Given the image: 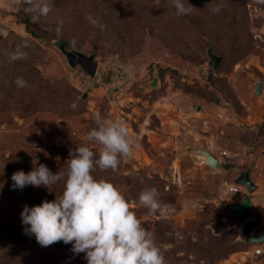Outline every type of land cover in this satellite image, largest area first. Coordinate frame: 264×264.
Returning a JSON list of instances; mask_svg holds the SVG:
<instances>
[{
  "label": "rangeland",
  "instance_id": "374dc122",
  "mask_svg": "<svg viewBox=\"0 0 264 264\" xmlns=\"http://www.w3.org/2000/svg\"><path fill=\"white\" fill-rule=\"evenodd\" d=\"M70 1L76 5L75 12L91 14L104 28L93 27L86 20L85 29H72L69 40L75 44L70 41L65 49L74 47L92 55L97 67L90 77L80 66L68 63L58 43L33 39L37 81L45 82L44 88L33 94H24L17 87L12 93L4 92L9 107L0 110V264H20L3 263L2 258L20 246L27 248V237L35 238L24 232L23 207L52 201L63 191V181L49 189L28 185L14 190L12 174L27 173L39 164L54 174L66 170L69 152L77 146L87 145L98 152L99 146L86 139L95 127L96 113L124 119L139 147L121 161L117 172L97 169L93 175L118 186L157 243L170 246L164 253L166 264H228L233 253L252 249L237 244L239 251L215 260L224 253L218 245L225 243L222 250L233 247L226 242L234 233L243 236L239 228L247 222L256 221L264 227V211L253 212L252 219L244 223L235 219L237 215L226 217L215 209L223 202L214 201L208 190L202 195L192 191L188 181L204 159L196 149L210 146L209 134L218 132L221 122H232L229 118L234 115L237 126L248 129L246 122L254 120L245 118L248 103L255 106L259 97L255 94L257 84L264 80V4L257 0H188L198 10L177 16L164 9L171 4L167 0L163 9L160 5L154 8V18L143 26L138 15H146V11L140 12V8L151 10L155 0H89L93 7L88 0ZM19 2L0 0V29L4 33L0 41L8 40L0 48L9 46L13 33L27 36L14 20ZM215 4L223 5L218 14L209 10ZM122 6L125 13L119 15L116 11ZM106 8L119 16L106 17ZM55 12L47 17H55ZM47 17L43 19L47 21ZM206 45L216 46L223 60L215 70L209 66ZM21 63L18 69L11 67L9 75L21 73ZM2 64L13 65L6 60ZM216 106L225 109L223 120L216 121L219 117L213 112L207 115ZM204 114L214 120L205 123ZM263 140L250 146L256 157L261 156ZM143 186L156 187L159 199L171 206L166 218L149 215L139 207ZM57 258L62 264L63 258L54 255L55 264ZM68 264L87 262L72 258Z\"/></svg>",
  "mask_w": 264,
  "mask_h": 264
},
{
  "label": "clouds",
  "instance_id": "9594fccd",
  "mask_svg": "<svg viewBox=\"0 0 264 264\" xmlns=\"http://www.w3.org/2000/svg\"><path fill=\"white\" fill-rule=\"evenodd\" d=\"M22 2L34 23L52 11L49 0ZM257 2L264 4V0ZM155 3L159 4L160 0ZM170 3L177 16L198 10L188 0H170ZM222 8V4H215L209 10L218 14ZM86 19L93 27L103 30L104 25L91 14ZM59 24L62 26L63 21ZM60 30L57 27V33ZM0 34H4L2 29ZM71 43L75 44V40ZM27 47L29 42L25 39L8 52L9 63L26 59L28 54L23 49ZM14 83L17 88L29 86L22 77H17ZM93 122L95 127L87 132L86 139L99 146L98 152L87 145L77 146L69 152L66 170L54 174L45 164H39L27 173L21 170L12 174L14 190L28 185L49 189L63 181L62 194L54 200L23 207L20 216L25 234L33 235L41 247L61 241L72 244L71 251L76 255L84 253L87 264H166L164 253L170 246L157 243L118 186L93 175L97 169L117 172L121 161L132 156L138 143L122 118L111 119L96 113ZM137 203L149 215L158 214L160 218H166L172 210L159 199L156 187L141 189Z\"/></svg>",
  "mask_w": 264,
  "mask_h": 264
},
{
  "label": "trees",
  "instance_id": "16d2710c",
  "mask_svg": "<svg viewBox=\"0 0 264 264\" xmlns=\"http://www.w3.org/2000/svg\"><path fill=\"white\" fill-rule=\"evenodd\" d=\"M51 1H53V0H49L50 4L52 6L51 12L56 11L54 14L55 17H53V16H51L49 18L47 17L46 18L47 21H45V19H43V17H41L39 23H34L32 21L31 14L24 11V9L27 7V5L24 4L22 2V0H20V2H19V7L16 10L14 20L17 21V24H20L23 26L27 36H21L20 34H14L13 33L11 36L10 42H9V46L6 48H4V47L0 48V110H4V109H6V107H9L8 99L6 97H4V92L8 91V92L12 93L13 91H15L14 87H16V85H15L14 81L17 77H22L28 82V85H29L28 87L20 88L23 90L22 93H24V94H33V93L39 92V91H41V89L44 88V86L46 84L45 82L41 83L40 81L39 82L37 81V74L39 73V71L36 67V64L38 62L37 57H36V53L33 52V50L35 49V44H34L35 41L33 39H37V41H41L45 44H49L50 40H51L52 41L51 43H54V44L58 43L59 45L65 44V46H66L67 44H70L71 39L69 40V37H70L71 31L74 27H76V29H85V27H86L85 24H86V20H87L86 19L87 15L83 16V15H80L77 12H75V10L73 8L76 7V5L72 1H70V0H58V2L63 1L59 4H56V0H54V3H52ZM166 1L167 0H161V3L156 4L155 6H152L151 10L140 8V12H142V10H145L146 15H142V16L138 15L139 19L142 20V21H139V24H142L144 26V25H147L148 23H150V20L152 18H154V17H152V15L154 14V8L158 7V5H160L162 7L160 9H163V7H164L163 4H165ZM246 1H248V2L253 1V3H254L255 0H246ZM87 3L89 4L90 7H93L92 3L89 0L87 1ZM249 3H252V2H249ZM63 4H65V7L67 5V7H66L67 12H64L65 7L60 8ZM258 5L260 6V4H258ZM164 9L167 10V12H170L171 15L176 14V10L171 4L167 6V9L166 8H164ZM125 10H126V8L122 6V7H119L116 12L119 15H123L125 13ZM103 11L107 15L106 17L110 16L109 18H111V16L118 15L115 11H113V10L110 11L108 8L104 9ZM100 18L102 20H104V18H102L101 16H100ZM60 21H63L62 26H60V24H59ZM57 27L61 28L59 33H57V31H56ZM25 39H27L29 42V47L23 49L28 54L27 58L24 60L16 61L18 63H16L15 65H14L15 62H13L12 66L10 64L3 65L2 61H4V60L8 61L7 53L10 52L11 50H13L16 45L20 44ZM5 41L8 42V40L2 39L0 41V44L5 43ZM205 42H206V40H205ZM96 47H97V44H96V42H94V50ZM207 47L212 48L213 53L217 55L216 46H215V48L213 47V45H210V46L208 45ZM66 48H67L66 49L67 51L77 52L74 47H70V48L66 47ZM81 52H79V53H81ZM82 54L85 55L86 53L82 52ZM86 56H89V55H86ZM34 59H35V62H34ZM222 61L223 60L221 58V62ZM20 62H22L21 64L24 65V66H22V72L20 73L17 71V72H15L14 75L13 74L9 75V73H11V67L14 69H18L17 64H19ZM7 67H9V69ZM46 88H48V87H46ZM143 188H145V186H143ZM167 192H169V191H167ZM41 203H42V201L40 200L38 203H36V205H40ZM215 209H216V211L224 212L226 217L230 216V215L231 216H233V215L242 216V215H239L238 213H235V212L229 210L227 205L224 202L222 203L221 207L219 206ZM239 229L244 232L243 233L244 237L241 236L240 234L236 235L234 233V237H232L230 240H228L226 242L227 244L234 245V246L228 248L227 250H222V246L225 243L219 244L218 245L219 250L224 251V253L222 252L223 254L221 253L220 256H217V258H215V260H218V261L222 260V259L226 258L229 254H232V252L237 251L240 248L239 246H237V247L235 246L237 244L243 245L245 249L248 248L249 245L250 246H256L253 243L251 244L249 242V239L251 240V238H253V237L261 236L262 231L264 230V227L261 224H259L258 222L252 221L249 223L247 222L243 228H239ZM230 233H233V232H230ZM27 238L30 240V242H26L27 248L24 245V246H20V248L14 249L11 252V254H9L8 257L4 256L2 258V259H4L3 263H8L10 260V262L12 261V263H14L15 261H18L20 264H55L54 255H59V257L63 258L62 264H64V263L68 264V262L71 263L72 258H82V260H85V258H84L85 254L84 253H80V254L76 255L71 251L72 244L66 245L61 241V242H57V243H55L51 246H48V247H41L36 242L35 238H32V237H27ZM258 257H261V256H258ZM58 260H61V259L57 258L56 264H59Z\"/></svg>",
  "mask_w": 264,
  "mask_h": 264
},
{
  "label": "crops",
  "instance_id": "0c3cea01",
  "mask_svg": "<svg viewBox=\"0 0 264 264\" xmlns=\"http://www.w3.org/2000/svg\"><path fill=\"white\" fill-rule=\"evenodd\" d=\"M262 81L261 94L257 95L259 97L255 100L256 105L250 107V102L248 103V117L245 118V120L248 121V119H254L251 124H247L246 122V125H248L249 128L247 129L246 127L242 129L238 127L235 121L237 119H235L234 115H231L232 117L229 118L232 122H221L223 125H220V129L217 130L218 132L212 131L209 134L210 146L208 145V148L200 146L196 149V153L199 155H202L200 152L201 150L211 153L218 160V168L212 169L208 167L205 164L204 158L201 160V165L197 168L198 170L195 168L194 177H192V179L190 178L188 181V184H191L194 187L191 188L192 191L195 189L194 191H199L202 195V192L208 190L212 194L210 195L214 201L216 200L217 202L219 200L226 205L238 204L241 201V194L246 193L252 204V209L244 214L238 213L242 216H232L233 218L236 216V220H238V218L243 219L242 223L250 221L253 212L257 213L259 210L264 211V157L262 150L261 156H259L260 158L256 157L254 152H250V146L264 137V97L262 96V93L264 92V80ZM244 102L245 101L241 103L244 104ZM240 105L239 102L238 108ZM224 110L225 109L222 106H216V108H213V110H211L210 113H207V115L213 112L214 115H218L219 117V119H215L216 121L223 120L225 117ZM207 115H205L206 120L203 118L205 123L214 120H210ZM203 127L206 128L205 126ZM261 132L263 136L260 135ZM262 146L263 145H261V147ZM246 171L249 172V181L254 185L255 189L253 192H248L242 185L235 183L239 178L240 173ZM228 186L239 187V192H229ZM195 195H197V193H195ZM255 245L256 246H252L253 248L249 249V251L233 253L229 256L226 262L228 264H246L250 261V264H264V261L261 260L264 258V254L254 255L253 253L255 247L260 246L258 244Z\"/></svg>",
  "mask_w": 264,
  "mask_h": 264
},
{
  "label": "water",
  "instance_id": "95a60500",
  "mask_svg": "<svg viewBox=\"0 0 264 264\" xmlns=\"http://www.w3.org/2000/svg\"><path fill=\"white\" fill-rule=\"evenodd\" d=\"M2 37V34H0V38ZM60 50L63 52V54L65 55L68 63L72 66V67H77L80 66L81 69L84 71L85 74L89 75L90 77L93 76L96 67H97V62L94 60L92 55L86 56L82 53L79 52H70L67 51L65 49V44H60L59 45ZM207 54L209 56V66L215 70L219 67L220 62H221V58L219 56H217L216 54L213 53L212 48H209L207 51ZM262 84L263 81L261 80L256 87V95H260L261 94V89H262ZM86 96L83 95V98H85ZM201 154L204 156L205 158V164L212 168V169H217L219 166L218 160L209 152L201 150L200 151ZM249 172H241L239 178L235 181L236 184L242 185L244 188L247 189L248 192H253L254 185L253 183H251L249 180V176H248ZM227 207L229 210L235 212V213H239V214H244L245 212H249V210L252 209V204L249 200V198L247 197L246 193L241 194V201L238 204L235 205H229L227 204ZM249 242L252 244H262L264 243V230L262 231L261 236L258 237H253L251 238V240L249 239ZM248 242V243H249Z\"/></svg>",
  "mask_w": 264,
  "mask_h": 264
},
{
  "label": "built area",
  "instance_id": "2783aa9c",
  "mask_svg": "<svg viewBox=\"0 0 264 264\" xmlns=\"http://www.w3.org/2000/svg\"><path fill=\"white\" fill-rule=\"evenodd\" d=\"M262 96L264 97V92L262 93ZM262 153H263V157H264V142H263V146H262ZM229 192L232 193H238L239 192V187L237 186H231L228 188ZM254 255H262L264 254V243L258 247H255L254 251H253Z\"/></svg>",
  "mask_w": 264,
  "mask_h": 264
}]
</instances>
